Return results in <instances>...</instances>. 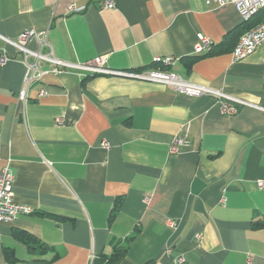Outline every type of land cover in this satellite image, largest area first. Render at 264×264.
Returning a JSON list of instances; mask_svg holds the SVG:
<instances>
[{
  "label": "crops",
  "instance_id": "1",
  "mask_svg": "<svg viewBox=\"0 0 264 264\" xmlns=\"http://www.w3.org/2000/svg\"><path fill=\"white\" fill-rule=\"evenodd\" d=\"M244 25L233 4L205 0H0V55L10 57L0 64V172L34 208L0 222V264H92L138 228L119 264H264V109L229 115L213 96L79 70L45 74L24 101L23 54L5 40L46 31L58 59L116 70L173 56L183 78L264 107V42L247 58L232 53L228 34ZM199 34L213 44L196 54ZM177 136L187 142L174 150ZM25 234L56 250L30 252Z\"/></svg>",
  "mask_w": 264,
  "mask_h": 264
},
{
  "label": "built area",
  "instance_id": "2",
  "mask_svg": "<svg viewBox=\"0 0 264 264\" xmlns=\"http://www.w3.org/2000/svg\"><path fill=\"white\" fill-rule=\"evenodd\" d=\"M207 5H225L233 4L240 13L244 23L250 22L253 17L264 9V0H205ZM97 5L101 9H114L117 6V0H96ZM84 7L70 6V11H81ZM46 31L26 30L22 32L16 39L5 38V40L14 45L19 52L23 54V62L26 72L23 80V86L19 97L21 100L28 99V91L30 87L42 79L47 73L62 74L70 70H79L83 75H106L131 78L162 84L174 91L184 93L190 96L209 95L213 96L222 103V111L225 114H235L242 105L252 106L259 109L264 107L248 102L244 99L234 97L222 90L212 88L207 85L193 83L183 78L178 73L168 69L173 62V56L156 57L149 68L138 70H116L105 65L102 58L96 59L94 62L75 63L58 59L54 56L51 45L47 41ZM31 40H37L40 49L34 50L29 47ZM264 42V23H260L247 32H245L237 42L232 53L235 60H241L252 55L257 48ZM213 42L203 34L198 35V41L194 45V52L200 54L209 50ZM49 48L43 51V48ZM10 57L3 54L0 55V64H4ZM45 64L52 67L48 70L44 68ZM167 68V69H165ZM45 94L44 90H41ZM61 121L60 118L57 119ZM187 138L185 136H177L173 144V149L177 150L180 146L185 145ZM104 146L108 147V142H104ZM15 178L8 168H4L0 172V222L14 223L20 216L34 213L32 206L20 203L15 198L14 192ZM258 185L264 187V181H259ZM177 263H183L185 258L178 256L175 260Z\"/></svg>",
  "mask_w": 264,
  "mask_h": 264
},
{
  "label": "trees",
  "instance_id": "3",
  "mask_svg": "<svg viewBox=\"0 0 264 264\" xmlns=\"http://www.w3.org/2000/svg\"><path fill=\"white\" fill-rule=\"evenodd\" d=\"M260 23H264V9H262L258 14H256L250 22L245 23V25L243 27H240V31H238V32L233 31L228 35L236 37L238 39L236 41V44H237L240 37L245 32H247L248 30H250L251 28H253L254 26H256ZM236 44H235V46H236ZM194 58L195 57H193L191 59H194ZM165 69H167V68H165ZM168 69H169V67H168ZM121 205H122L121 200L117 201L116 204L114 205V208L111 211L110 216H109L110 222L116 218V216L119 213V210L121 208ZM139 231H140V229L138 228L132 234H130L128 237H126L124 239H115L113 241V244H112V252L110 254H101L99 257H96L93 260L92 264H119L127 255V252L129 250L131 244L137 238ZM21 240L27 245L29 251L32 253L38 252V254L43 255V254H46L48 251H51V250L55 251L56 250L55 247L46 245L45 243L41 242L39 239H37L36 237H34L30 234L22 235ZM4 251H5L7 258L11 262H13L15 260L14 249L12 247H5Z\"/></svg>",
  "mask_w": 264,
  "mask_h": 264
}]
</instances>
